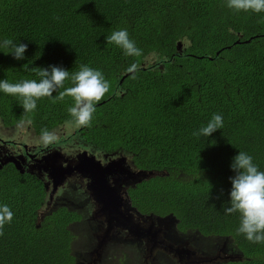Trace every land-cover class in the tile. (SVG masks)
I'll use <instances>...</instances> for the list:
<instances>
[{"label":"trees","instance_id":"16d2710c","mask_svg":"<svg viewBox=\"0 0 264 264\" xmlns=\"http://www.w3.org/2000/svg\"><path fill=\"white\" fill-rule=\"evenodd\" d=\"M119 28L128 29L141 56H125L106 43ZM5 37L28 48L23 60L0 52V79H38L25 63L60 65L70 73L87 64L103 72L109 91L90 126L70 137L100 152L130 153L149 173L127 191L139 215L171 216L180 232L203 240L233 239L241 258L222 264H264V243L248 241L237 232L239 214L224 211L234 174L229 165L239 149L264 170V12L236 13L225 0H0ZM183 40L188 46L181 51ZM152 53L156 61L147 65ZM133 63L138 68L129 72ZM70 86L66 80L64 87ZM73 103L70 96L43 97L25 112L16 96L0 93V117L6 126L29 122L41 135L72 124ZM214 113L223 115V129L194 136ZM47 195L36 175L13 162L0 167V205L14 213L0 227V264L75 263L71 227L87 215L60 205L39 219ZM121 257L119 264H139Z\"/></svg>","mask_w":264,"mask_h":264},{"label":"rangeland","instance_id":"374dc122","mask_svg":"<svg viewBox=\"0 0 264 264\" xmlns=\"http://www.w3.org/2000/svg\"><path fill=\"white\" fill-rule=\"evenodd\" d=\"M187 46L188 41L183 40L180 50ZM155 61L156 56L151 55L146 64ZM156 66L165 68L161 62ZM76 129L66 124L53 131L56 139L52 143L44 145L29 122L6 126L0 117V167L13 162L21 172H30L46 184L48 197L39 219L57 203L87 215L71 227L74 264H119L125 259L120 258L122 253L129 256L130 262L136 260L139 264H222L241 258L231 238L203 240L194 232H180L177 221L171 216L139 215L129 205L125 195L127 187L122 180L131 176L132 182L135 177L148 173L136 169L130 153L100 152L83 138L70 137ZM29 152H36L35 157L29 158ZM72 184H83L94 197L95 207L77 206V200H72L77 196ZM62 194L73 197L63 201L59 199ZM133 249L138 254L133 255Z\"/></svg>","mask_w":264,"mask_h":264},{"label":"clouds","instance_id":"9594fccd","mask_svg":"<svg viewBox=\"0 0 264 264\" xmlns=\"http://www.w3.org/2000/svg\"><path fill=\"white\" fill-rule=\"evenodd\" d=\"M225 5L236 13L264 12V0H225ZM105 40L107 44H114L120 48L125 56L142 55V49L130 37L127 28L113 30L111 34L105 36ZM27 48L28 44L17 42L11 37L0 38V52L11 54L16 60L25 58ZM155 55L152 53L153 57ZM22 67L26 71H34L38 79H23L14 83L7 79H0V93L16 96L25 112L36 110L37 101L43 97H50L55 101L70 96L74 103L68 108V112L72 118L71 123L77 128L90 126L97 103L110 88L103 72L87 64H81L79 70L71 73L69 69L55 64L47 67L40 66L37 69L29 67L25 63ZM137 68V64L133 63L129 66L128 71L135 72ZM69 79L71 86L65 88L64 83ZM61 88L63 90L54 96L53 93ZM223 127V115L214 113L207 124L194 131L193 135L198 138H208L217 129H223ZM55 139V134L48 130H42L39 137L40 142L44 145L52 143ZM229 167L234 174L228 177L231 187L228 191V206L224 211L226 214H239L238 233L243 234L250 242L264 243V170H261L259 165L254 162L250 153L240 149L231 158ZM136 169L138 168L136 167ZM132 178L126 176L122 180L123 186L129 188L140 177H135L131 182ZM129 205L132 206L130 202ZM13 215L14 213L8 205H0V227L11 222Z\"/></svg>","mask_w":264,"mask_h":264},{"label":"flooded vegetation","instance_id":"af4514ba","mask_svg":"<svg viewBox=\"0 0 264 264\" xmlns=\"http://www.w3.org/2000/svg\"><path fill=\"white\" fill-rule=\"evenodd\" d=\"M3 121V120H2ZM12 126V125H11ZM63 141V140H62ZM61 142V141H60ZM39 150H44L43 148H40ZM34 153H36V152H34ZM34 153H30L29 152V155H28V157L29 158H34L35 157V155L36 154H34ZM76 153H71V155L73 156V155H75ZM71 157V156H70ZM45 161V160H44ZM45 162H47V161H45ZM8 163V162H7ZM41 163H43V161H41ZM49 164V163H48ZM4 165V164H3ZM81 182H82V180H80ZM86 182V181H85ZM84 183V182H83ZM72 185H74V187L76 188V197H74L72 200H77V202H76V205L77 206H88V207H95V201H94V197L93 196H91V194H89L87 191H86V189H85V187H84V185L82 184L81 186H80V184H72ZM47 188V187H46ZM68 191V190H67ZM127 191H128V188H126L125 189V195H126V197H127ZM48 192V191H47ZM47 197H48V195H47ZM73 196L72 195H70V196H64V194H62L61 196H60V198L59 199H61V200H63V201H66V200H69V199H71ZM128 198V197H127ZM46 200H47V198H46ZM64 204V203H63ZM60 205H62V203H57L55 206H60ZM83 215H84V213H83ZM117 231H119V230H117ZM120 231H122V230H120ZM122 237H123V232L121 233V235L119 236V241H121L122 240Z\"/></svg>","mask_w":264,"mask_h":264},{"label":"water","instance_id":"95a60500","mask_svg":"<svg viewBox=\"0 0 264 264\" xmlns=\"http://www.w3.org/2000/svg\"><path fill=\"white\" fill-rule=\"evenodd\" d=\"M180 45H181V42H180ZM180 47V46H179ZM71 170H74L73 168Z\"/></svg>","mask_w":264,"mask_h":264}]
</instances>
